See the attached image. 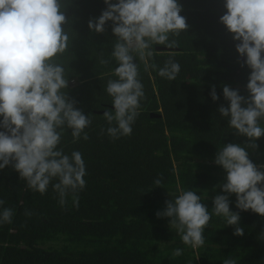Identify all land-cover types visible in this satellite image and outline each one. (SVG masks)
<instances>
[{
  "label": "trees",
  "instance_id": "16d2710c",
  "mask_svg": "<svg viewBox=\"0 0 264 264\" xmlns=\"http://www.w3.org/2000/svg\"><path fill=\"white\" fill-rule=\"evenodd\" d=\"M178 2L189 27L179 36L170 35L165 44H153L143 60L133 53L144 96L131 135L112 139L104 113L114 111L105 89L109 80L117 79L112 74L117 63L110 57L116 38L111 21L103 33L87 26L106 5L103 0H62L69 41L55 62L68 79L64 91L91 124L84 130L88 140L74 142L71 130L65 129L58 148L68 155L82 154L86 184L75 194L78 207L71 192L61 205L52 187L55 179L41 195L28 189L11 165L0 169V211L11 208L14 213L11 223L0 224V264H222L227 258L237 264H264V240L259 238L264 217L238 210L235 194L229 195V207L239 212L243 236L233 235L223 217L212 215L204 245L192 248L182 243L169 218L156 216L165 201L187 190L199 195L211 212L213 198L225 194L219 185L226 173L214 164L215 155L227 143L244 146L246 140L218 112L221 105L228 106L225 85L248 95L251 71L240 66L246 57L235 51L239 41L219 23L226 11L223 0ZM101 59L109 63L101 65ZM170 59L180 65L174 80L158 75ZM212 86L216 101L210 96ZM257 144L258 149L247 150L260 166L264 137ZM177 248L182 254L173 256Z\"/></svg>",
  "mask_w": 264,
  "mask_h": 264
},
{
  "label": "clouds",
  "instance_id": "9594fccd",
  "mask_svg": "<svg viewBox=\"0 0 264 264\" xmlns=\"http://www.w3.org/2000/svg\"><path fill=\"white\" fill-rule=\"evenodd\" d=\"M103 2L106 8L98 18H90L87 26L92 32L103 33L106 22H112L116 40L110 57L117 63L112 71L117 79L107 82L105 91L112 97L114 111L105 112L104 118L110 125L108 136L118 139L131 135L144 96L133 53L143 60L146 53L151 55L153 44L169 42L170 35L179 36L189 25L180 15L182 5L178 0ZM223 7L226 11L219 23L234 41H239L235 51L239 57H246L240 66L251 71L246 84L248 95L225 85L222 94L228 106L221 105L218 112L228 118V126L236 136L246 138L245 144L227 143L217 151L213 162L226 173L219 185L225 194L213 198L211 212L199 195L187 190L165 201V209L156 213L157 218H169V226L180 235L182 243L192 248L204 245L203 233L212 215L223 217L226 225L234 228L233 235H244L239 212L229 207L231 194H235L238 210H251L264 217V165L254 163L247 150L258 149L257 140L264 137V0H223ZM64 8L62 0H0V169L11 165L27 188L41 195L55 179L52 187L59 194V203L64 205L71 192L73 204L78 207L79 197L75 194L86 184L85 163L79 151L68 155L58 145L65 129L71 130L74 142L88 140L84 130L91 120L64 91L68 79L64 67L55 62L57 54L68 47ZM108 63L107 59L100 60L101 65ZM179 71V63L170 59L158 69V75L174 80ZM210 96L213 101L219 99L215 86ZM154 184L159 187L161 179L154 180ZM13 215L11 208H4L0 224L11 223ZM259 238L264 240V230ZM181 254L180 248L172 253ZM222 264L237 261L227 258Z\"/></svg>",
  "mask_w": 264,
  "mask_h": 264
},
{
  "label": "water",
  "instance_id": "95a60500",
  "mask_svg": "<svg viewBox=\"0 0 264 264\" xmlns=\"http://www.w3.org/2000/svg\"><path fill=\"white\" fill-rule=\"evenodd\" d=\"M160 51H166V52H169L168 50H164V49H161Z\"/></svg>",
  "mask_w": 264,
  "mask_h": 264
}]
</instances>
